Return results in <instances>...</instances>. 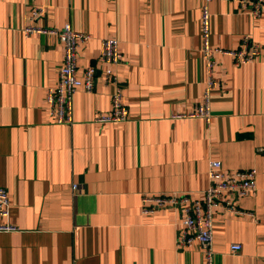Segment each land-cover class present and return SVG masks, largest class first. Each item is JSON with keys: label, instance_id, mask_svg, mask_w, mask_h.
I'll return each instance as SVG.
<instances>
[{"label": "crops", "instance_id": "0c3cea01", "mask_svg": "<svg viewBox=\"0 0 264 264\" xmlns=\"http://www.w3.org/2000/svg\"><path fill=\"white\" fill-rule=\"evenodd\" d=\"M202 0H0V186L13 232H0V264H203L198 246L180 249L177 208L141 213L144 195L202 198L209 159L223 169L255 168L256 191L237 199L243 214H214V264H264V10L208 3L210 43L235 49L242 36L258 55L235 64L218 55L212 119L171 120L201 99L208 80L200 52ZM70 23L89 37L77 66L96 68L94 89L72 94V122L56 123L46 88L62 62L57 38L24 33ZM115 37L114 70L129 117L98 123L116 85L105 81L100 41ZM74 185V187H73ZM249 213V214H248ZM241 245L230 251V244Z\"/></svg>", "mask_w": 264, "mask_h": 264}, {"label": "built area", "instance_id": "2783aa9c", "mask_svg": "<svg viewBox=\"0 0 264 264\" xmlns=\"http://www.w3.org/2000/svg\"><path fill=\"white\" fill-rule=\"evenodd\" d=\"M212 0H202L200 7V52L202 53L207 69L208 80L199 101H195L184 111L170 113L171 120L200 119L208 124L211 119L210 92L215 86L213 69L218 55L230 56L235 64L241 65L250 62L259 53L257 44L250 41L248 36H242L235 49L222 48L210 43L211 13L208 3ZM235 2L239 10L249 7L250 12L258 17L264 10V0H226ZM46 14V8H31L30 19L33 25L24 27V33L48 35L57 38L62 46V62L57 71L56 82L46 88L45 103L47 113L56 123L70 124L72 122V94L79 89L91 92L94 89L96 68L86 66L79 69L77 66L78 47L88 39V35L75 31L70 23L61 27H48L35 24ZM100 64L105 81L116 85L111 95V108L108 112H100L94 120L98 123H122L129 117V109L123 99L122 87L117 81L114 72L122 62V53L118 40L108 36L100 41ZM209 184L203 192V197L193 198L189 195H144L142 197L141 213L150 214L164 208H177L180 210L181 229L175 240L178 248L198 246L202 251L203 264H214L213 223L215 212L222 208L226 211L243 214L236 206V200L252 195L256 191L255 168L223 169L219 159L208 160L206 171ZM74 187V185H73ZM10 198L7 190L0 186V232H13L18 230L10 218ZM249 214V213H248ZM241 245L237 242L230 244V251H239Z\"/></svg>", "mask_w": 264, "mask_h": 264}]
</instances>
